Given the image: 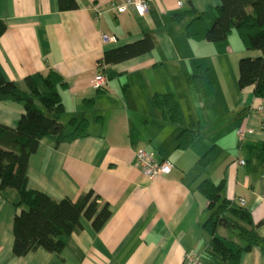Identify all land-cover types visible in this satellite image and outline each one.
<instances>
[{
  "label": "crops",
  "instance_id": "obj_1",
  "mask_svg": "<svg viewBox=\"0 0 264 264\" xmlns=\"http://www.w3.org/2000/svg\"><path fill=\"white\" fill-rule=\"evenodd\" d=\"M75 1L71 9L70 0H0V19L6 23L0 73L22 83L25 76L53 68L67 84L58 89L62 122L72 117L88 121L84 136L40 142L28 159L27 187L55 200H77L92 190L111 214L99 230L82 218V229L64 238L60 254L38 248L17 257L12 253L13 193L8 198L0 194V264H182L184 252L191 250L200 254L201 264H220L206 252L210 236L202 226L210 212L196 189L203 180L223 181L222 196L250 212L259 242L242 253L240 264H264V163L255 157L264 143V99L255 97L251 86L239 89L237 100L204 99L187 83L196 65L209 68L213 97L232 81V57L236 61L249 52L232 33L223 43L187 39L185 22L171 18L189 3L209 12L219 0H147L144 17L131 10L96 16L94 8L113 0ZM146 32L156 39L151 51L100 63L104 51ZM103 33L117 41L102 44ZM232 36L241 46L237 51ZM99 72L107 78L105 92L91 84ZM155 92L175 95L182 124L170 123L151 105ZM85 99L93 100L92 107L84 106ZM22 111L19 103H0V123L14 128ZM192 125L199 135L186 149H176L177 135ZM239 128L252 132L238 139ZM211 147L209 164H198ZM134 148L170 160L171 171L153 179L143 176L133 165Z\"/></svg>",
  "mask_w": 264,
  "mask_h": 264
},
{
  "label": "trees",
  "instance_id": "obj_2",
  "mask_svg": "<svg viewBox=\"0 0 264 264\" xmlns=\"http://www.w3.org/2000/svg\"><path fill=\"white\" fill-rule=\"evenodd\" d=\"M67 5L71 9L77 7L75 0ZM171 18L173 22H185L187 39L223 43L235 31L244 51H260L256 57L246 55L238 60V86L240 90L251 86L253 95L264 99V0H219L209 12H199L189 3ZM5 29L6 23L0 19V37ZM155 45V36L146 32L136 41L104 51L100 63H118L149 52ZM187 83L204 99L211 98L214 77L209 68L196 65ZM66 85L53 68L25 76L22 83L6 80L0 73V103L16 102L23 107L14 128L0 123V194L8 198L7 194L13 193L9 199L17 212L13 218L12 253L17 257L38 248L60 254L64 238L82 229V218L90 220L92 228L99 230L111 214L108 204L99 203V196L92 190L81 194L77 200L67 197L55 200L27 187L28 159L43 139L57 144L87 134L85 118L72 117L66 123L61 120L64 105L58 89ZM104 86L98 90L105 92ZM82 102L88 108L93 105L91 99ZM150 102L164 119L182 124L179 103L173 93L155 92ZM198 135L199 130L193 125L182 129L175 139V148L186 149ZM213 152L214 147L209 148L197 163L208 165ZM255 157L264 163V143L255 151ZM196 189L206 198L210 212L202 226L210 236L207 255L220 264H240L242 253L259 242L250 212L222 196L223 181L215 184L203 180ZM220 228L235 232L243 244L236 248L228 246L217 234Z\"/></svg>",
  "mask_w": 264,
  "mask_h": 264
},
{
  "label": "built area",
  "instance_id": "obj_3",
  "mask_svg": "<svg viewBox=\"0 0 264 264\" xmlns=\"http://www.w3.org/2000/svg\"><path fill=\"white\" fill-rule=\"evenodd\" d=\"M179 6L181 2L178 3ZM127 10L133 11L137 16L143 17L148 13V3L147 0H113L105 7L94 8L95 15H100L103 11H111L113 13H121ZM100 41L102 44L114 43L117 41L116 37L107 35L103 33L100 36ZM107 83L106 76L99 72L91 80V84L94 88H101ZM261 107H258L260 110ZM248 133L252 131L250 129L246 130ZM245 131L239 130V134L242 135ZM134 161L133 165L138 171L145 177L153 179L157 176H162L168 174L173 163L168 159H158L156 154L149 152L143 148H134L133 150ZM243 164L241 160L239 162ZM243 205L244 202L240 201ZM182 264H201L200 254L196 251H186L183 254Z\"/></svg>",
  "mask_w": 264,
  "mask_h": 264
},
{
  "label": "rangeland",
  "instance_id": "obj_4",
  "mask_svg": "<svg viewBox=\"0 0 264 264\" xmlns=\"http://www.w3.org/2000/svg\"><path fill=\"white\" fill-rule=\"evenodd\" d=\"M232 35H234L237 38V35L235 33V31L232 32ZM232 36V42L230 41V44L232 45V48H234L235 51L238 50V48L240 49L241 46L239 44H235V37ZM230 40V37L229 39ZM242 49V48H241ZM249 54L251 56H247V57H256L258 55H260V51L258 50H251L248 51ZM242 56H246V54L242 55ZM242 56H238L236 61L235 58L232 57V81L231 83H229V85L227 86V88H223V89H217L215 92V96L211 97L210 100H237L238 98V92H239V86H238V60L240 59V57ZM102 73V72H101ZM220 77L221 74H219ZM226 85V84H223ZM117 100V99H116ZM239 130L245 131L242 135L239 134ZM246 130L248 129H244V128H239L236 132V136L238 137V139H241L244 137L245 133H248ZM237 139L236 141V145H239L240 141ZM241 161V160H240ZM239 161V162H240ZM243 164H244V160ZM240 164V163H239ZM240 164V165H243ZM220 230L218 233V236H220L222 239H224L225 243L232 247V248H236L237 245H242L243 241L237 236V234L233 231L230 230Z\"/></svg>",
  "mask_w": 264,
  "mask_h": 264
},
{
  "label": "bare ground",
  "instance_id": "obj_5",
  "mask_svg": "<svg viewBox=\"0 0 264 264\" xmlns=\"http://www.w3.org/2000/svg\"><path fill=\"white\" fill-rule=\"evenodd\" d=\"M181 2V1H180ZM179 3V2H178ZM144 17V16H143ZM108 35V34H107ZM110 36H112V35H110ZM115 37V36H114Z\"/></svg>",
  "mask_w": 264,
  "mask_h": 264
}]
</instances>
